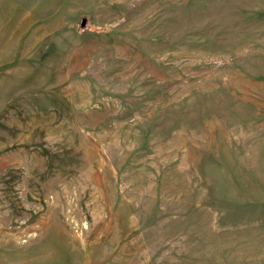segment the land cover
Instances as JSON below:
<instances>
[{
  "label": "rangeland",
  "instance_id": "1",
  "mask_svg": "<svg viewBox=\"0 0 264 264\" xmlns=\"http://www.w3.org/2000/svg\"><path fill=\"white\" fill-rule=\"evenodd\" d=\"M0 24V264H264V0Z\"/></svg>",
  "mask_w": 264,
  "mask_h": 264
},
{
  "label": "water",
  "instance_id": "2",
  "mask_svg": "<svg viewBox=\"0 0 264 264\" xmlns=\"http://www.w3.org/2000/svg\"><path fill=\"white\" fill-rule=\"evenodd\" d=\"M84 21V20H83ZM82 26L84 25V23L82 22V24H81Z\"/></svg>",
  "mask_w": 264,
  "mask_h": 264
},
{
  "label": "bare ground",
  "instance_id": "3",
  "mask_svg": "<svg viewBox=\"0 0 264 264\" xmlns=\"http://www.w3.org/2000/svg\"><path fill=\"white\" fill-rule=\"evenodd\" d=\"M100 1V0H99ZM1 25V24H0Z\"/></svg>",
  "mask_w": 264,
  "mask_h": 264
}]
</instances>
